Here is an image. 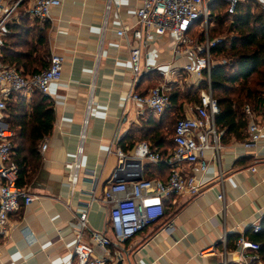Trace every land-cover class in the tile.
Listing matches in <instances>:
<instances>
[{"label":"crops","instance_id":"0c3cea01","mask_svg":"<svg viewBox=\"0 0 264 264\" xmlns=\"http://www.w3.org/2000/svg\"><path fill=\"white\" fill-rule=\"evenodd\" d=\"M210 1H205L207 9ZM254 1L260 8L264 5V0ZM14 2L0 0V16ZM141 3L142 0H61L59 6L51 8L44 24L27 13L24 1L10 13L6 30L26 13L24 26L39 25L46 33L49 55H60L64 62L61 79L50 84L47 95L54 110L52 130L40 141L37 165L25 184L34 200L5 222L6 231L0 234V264H75L71 251L73 231L79 225L78 211L87 209L89 228L106 231L109 206L102 198L117 164L116 146L131 149L141 141L156 145L143 135L149 128H154L155 133L160 131V114L145 109L138 115L135 104L126 101L133 78L129 52L135 43L129 32L126 38L116 34L122 26L137 27L135 11ZM196 27L200 25L191 28L190 34ZM202 30L205 28L197 30L196 35ZM5 34H0V57ZM173 45L171 34H143L141 73L135 85L138 92L162 82V72L168 65L181 67L188 61L183 55H173ZM25 58L18 56L16 62ZM27 67L36 70V66ZM175 78V89H183L185 84L193 89L199 87L182 74ZM29 99L30 94L18 93L8 103L15 107L16 101L24 100L28 115ZM186 106V99L181 102L178 96L171 100L162 119L173 120L186 114ZM6 110L0 114V124L8 127ZM163 128L164 142L170 139L169 149L172 135L168 138L166 126ZM262 128L256 148H244L242 137H220L217 149L203 155L204 171L197 164H183V173H193L202 182L201 192L197 196L168 198L159 220L125 241L113 240L109 250L120 251L122 259L109 264H243L237 259L236 242L264 215V124ZM242 132L245 137L246 129ZM44 142L46 148L41 150ZM80 146L82 152L78 154ZM76 160L77 181L72 185L65 164ZM147 166L149 176L166 178V168L159 172L158 164ZM220 193L222 198H218ZM25 230L32 236H25ZM203 250L208 253L202 255ZM260 264H264L262 259Z\"/></svg>","mask_w":264,"mask_h":264},{"label":"built area","instance_id":"2783aa9c","mask_svg":"<svg viewBox=\"0 0 264 264\" xmlns=\"http://www.w3.org/2000/svg\"><path fill=\"white\" fill-rule=\"evenodd\" d=\"M27 2V13L41 24L49 18L52 7L59 6L61 0H15L12 7L0 16V34L7 31L5 24L10 13L21 2ZM206 0H142L136 9V28L122 26L116 30L117 36L125 37L129 32L134 46L129 52V61L133 73L132 87L126 96L136 106V113L143 114L149 109L156 114L163 113L171 104V94L175 89V76L182 74L190 78L189 83L204 87L198 92V101L187 109V113L176 119L172 134L171 148L163 152L146 141H141L131 149L116 146L117 164L112 171L104 190L102 201L109 206L107 228L104 232L92 230L87 225V209L78 211V227L73 231L74 244L72 255L75 264H109L122 259L120 251L111 253L109 246L112 241L122 242L137 234L149 224L159 220L164 215L165 201L177 195L197 196L201 192L202 182L193 173H183V164H197L202 172L206 168L202 160L207 150H216L223 130L215 123V115L219 112L217 100L213 97L209 72L215 63L211 59V50L224 41L223 37L209 38L207 20L209 11L205 6ZM227 12L233 13L235 6L241 0H226ZM264 11V5H261ZM199 21L204 34L191 36L192 25ZM145 35L171 34L174 39L173 55H183L188 61L181 67L167 66L162 72L163 81L153 85L147 91L139 93L135 89L138 76L141 73V44ZM63 57L51 54L48 64L30 75H23L13 65L0 60V114L6 108V102L12 94H31L38 91L43 95L49 94L50 84L59 81L63 70ZM225 63L226 60L219 61ZM125 101V102H126ZM88 109V106H87ZM244 112L248 120L246 135L242 142L244 148H256L262 135L264 124V104L259 112L245 104ZM88 113V110H87ZM87 116L84 124L87 123ZM260 118V121L257 119ZM12 131L0 124V234L5 233V222L9 216L22 206H28L34 196L26 186L16 183L17 166L11 160ZM83 138V135H82ZM213 138V141H211ZM116 142L118 139L115 140ZM44 142L40 149L45 150ZM82 152V146L78 154ZM164 164L169 173L166 178H145L146 164ZM78 160L65 164L67 178L74 185L77 181ZM222 193L218 198H222ZM260 230V224L255 223L252 231ZM25 236H32L27 230ZM238 261L243 264L259 263L257 242L240 236L236 242ZM96 249L105 252L98 253ZM208 253L203 250L202 255ZM215 264H226L217 262Z\"/></svg>","mask_w":264,"mask_h":264},{"label":"trees","instance_id":"16d2710c","mask_svg":"<svg viewBox=\"0 0 264 264\" xmlns=\"http://www.w3.org/2000/svg\"><path fill=\"white\" fill-rule=\"evenodd\" d=\"M226 0H212L208 4L209 17L207 20L208 37L214 38L219 34L233 33L228 41H223L211 50V59L215 61L209 72V80L213 97L219 105V112L215 115V123L218 129L223 130L221 139L233 135L236 138H244L248 120L244 112L245 104L250 105L254 111L259 112L264 104V14L259 4L254 0H243L239 2L233 13L227 12ZM26 13L23 14L19 23H14L7 28L2 46L0 60L7 61L23 75H30L41 70L48 64L49 51L46 44V33L35 25L25 27ZM199 25L196 21L191 28ZM204 32L199 34L202 38ZM20 48L19 50H16ZM18 56H25L21 63L16 62ZM29 57V58H27ZM6 60H5V59ZM226 60L225 63L219 61ZM5 60V61H4ZM6 63V62H5ZM19 66L23 68L20 69ZM27 66H36L32 70ZM205 82L194 90V102L198 101V92L204 87ZM153 86V85H152ZM142 93V92H139ZM12 94L11 96H13ZM10 96V97H11ZM180 96L181 102L186 94L175 89L171 94V100L175 101ZM10 97L8 100H10ZM24 97L22 96V99ZM6 102L8 113V127L13 132L11 160L17 166L16 183L25 186L37 165L40 141L50 134L54 120V110L48 96L33 91L30 94V113L25 114L24 100L15 103ZM160 114V131L155 133L154 128L146 129L143 137L149 139L156 145L152 147L166 152L168 144L164 142V128L168 136L173 134L176 119H162ZM28 117L27 119L25 117ZM164 116V115H163ZM172 141V139H171ZM170 142V140H169ZM165 143V144H164ZM163 144L166 146L164 148ZM29 165L32 167L29 169ZM144 167L145 178L149 176L146 171L149 166ZM166 168L164 164H158L159 172ZM166 175V177H167ZM260 230L252 231V227L246 229L244 237L259 244L258 253L264 262V215L259 221Z\"/></svg>","mask_w":264,"mask_h":264},{"label":"rangeland","instance_id":"374dc122","mask_svg":"<svg viewBox=\"0 0 264 264\" xmlns=\"http://www.w3.org/2000/svg\"><path fill=\"white\" fill-rule=\"evenodd\" d=\"M200 28L201 27H196L195 28V31H193V33L191 34V36H197L196 34H197V32H199L197 30H200ZM219 36L223 37L224 41H228L232 36H234V34L233 33H225V34H222V35L219 34ZM180 90H181V93L184 92L186 94V98H187L186 99V105H187L186 106V109H188L194 103V96H195L194 90L192 88H190L188 86V84H185L184 88L183 89H180ZM168 138H169V136H168ZM169 140L170 139L167 140L168 143H169Z\"/></svg>","mask_w":264,"mask_h":264}]
</instances>
